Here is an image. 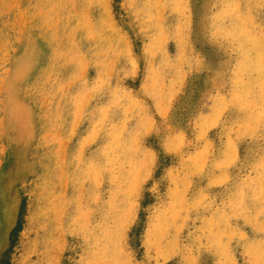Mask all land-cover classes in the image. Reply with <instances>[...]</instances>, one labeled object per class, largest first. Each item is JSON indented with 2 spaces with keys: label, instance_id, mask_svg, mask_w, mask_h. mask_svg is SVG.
Instances as JSON below:
<instances>
[{
  "label": "rangeland",
  "instance_id": "rangeland-1",
  "mask_svg": "<svg viewBox=\"0 0 264 264\" xmlns=\"http://www.w3.org/2000/svg\"><path fill=\"white\" fill-rule=\"evenodd\" d=\"M0 264H264V0H0Z\"/></svg>",
  "mask_w": 264,
  "mask_h": 264
}]
</instances>
